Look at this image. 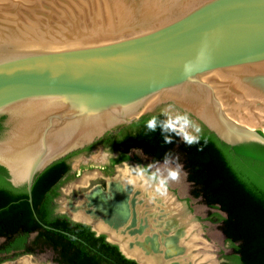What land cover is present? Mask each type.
Returning <instances> with one entry per match:
<instances>
[{"label":"water","instance_id":"1","mask_svg":"<svg viewBox=\"0 0 264 264\" xmlns=\"http://www.w3.org/2000/svg\"><path fill=\"white\" fill-rule=\"evenodd\" d=\"M161 106L264 146V0H0V167L35 216L37 174Z\"/></svg>","mask_w":264,"mask_h":264},{"label":"trees","instance_id":"2","mask_svg":"<svg viewBox=\"0 0 264 264\" xmlns=\"http://www.w3.org/2000/svg\"><path fill=\"white\" fill-rule=\"evenodd\" d=\"M114 137H118L116 149L124 160L135 150L151 164L178 161L190 185V195L208 208L225 213L208 218L220 222V230L236 254L234 264H264V146L250 143L231 147L207 131L189 138L163 113L143 115L106 134L98 143ZM68 170L62 158L35 176L32 202L36 216L24 187L12 188L7 182V187L0 185V262L10 253L48 250L54 264H138L87 224L54 213L57 187ZM5 175L0 167L4 182Z\"/></svg>","mask_w":264,"mask_h":264},{"label":"rangeland","instance_id":"3","mask_svg":"<svg viewBox=\"0 0 264 264\" xmlns=\"http://www.w3.org/2000/svg\"><path fill=\"white\" fill-rule=\"evenodd\" d=\"M158 112L165 114L167 121L182 131L183 135L194 138L203 135L193 126L177 109L171 106H161ZM97 155L98 159H95ZM98 160V161H97ZM72 177L66 180L55 201V211L59 214L68 215L77 221L89 222L91 226L101 231L109 240L116 242L121 249L129 256L137 260L139 264H153L144 259V255L133 248L128 239L121 238L110 232L107 228H101L92 223L84 215H77L75 211L79 198L92 190L107 191L109 184L120 172L128 170L131 175H145L151 178L160 191L169 193L174 199L182 203L186 212L191 215L197 223L198 229L190 234L185 243L190 242V247L200 258L211 257L214 264H221L223 261H232L235 254L232 247L222 236L219 221H210L208 216L218 218L224 214L216 209L205 206L197 198L190 195V185L181 164L176 160H169L162 163L151 164L149 159L141 152L132 150L128 159L119 155L114 148L96 143L90 147V155L80 150L71 154L68 159ZM121 169V170H120ZM0 185L8 186L0 177ZM193 241V242H192ZM2 239H0V244ZM203 255V256H202ZM50 251H43L35 254H8L0 264H54L51 260Z\"/></svg>","mask_w":264,"mask_h":264},{"label":"bare ground","instance_id":"4","mask_svg":"<svg viewBox=\"0 0 264 264\" xmlns=\"http://www.w3.org/2000/svg\"><path fill=\"white\" fill-rule=\"evenodd\" d=\"M127 171L117 174L107 191L94 189L82 195L77 215L128 239L153 264H214L208 256L207 261H198L200 252L185 243L198 226L183 204L160 191L151 178Z\"/></svg>","mask_w":264,"mask_h":264},{"label":"flooded vegetation","instance_id":"5","mask_svg":"<svg viewBox=\"0 0 264 264\" xmlns=\"http://www.w3.org/2000/svg\"><path fill=\"white\" fill-rule=\"evenodd\" d=\"M118 142H119L118 137H114L111 141H108V142H106V143L101 142V144L104 145V146H109V147H111V148H114L115 151L118 152L119 155H121V157H122V154H121V151L119 150V148L116 149V144H117ZM128 155H129V154H128ZM70 157H71V154L68 155L67 157H65V159H66V163L68 164V166H69L68 159H69ZM168 161H169V160H168ZM165 162H166V161H165ZM157 163H162V162H157ZM71 177H72V173H71V169H70V166H69V170H68V172L62 176V178H61V180H60V183H59V185H58V187H57L58 194H59V192H60V188H61L62 184H63L66 180H69ZM5 182H7V181H6V175H5ZM7 183H8V182H7ZM56 198H57V197H55L54 200H53V206H55ZM54 213H55V214H59V213H57V212L55 211V207H54ZM66 216H67V215H66ZM208 219H209V218H208ZM71 220H72V219H71ZM209 220H210V219H209ZM73 221H74V220H73ZM210 221H211V220H210ZM75 222H80V221H75ZM81 223H82V222H81ZM85 224H86V223H85ZM87 225H88V226L90 227V229L92 230L91 225H89V224H87ZM92 231H94V230H92ZM94 232H95V231H94ZM95 234H96V232H95ZM100 234H103V235L105 236V238H106V235H105L104 233H100ZM98 235H99V234H98ZM233 252H234V251H233ZM234 254H235V253H234ZM234 263H236V254H235V257H233L231 263H230V262H227V261H223L221 264H234Z\"/></svg>","mask_w":264,"mask_h":264}]
</instances>
